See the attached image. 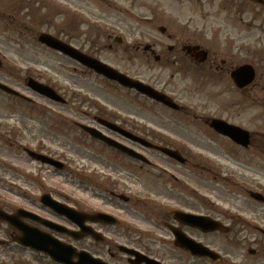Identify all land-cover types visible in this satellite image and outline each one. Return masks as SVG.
Instances as JSON below:
<instances>
[{
	"label": "flooded vegetation",
	"instance_id": "af4514ba",
	"mask_svg": "<svg viewBox=\"0 0 264 264\" xmlns=\"http://www.w3.org/2000/svg\"><path fill=\"white\" fill-rule=\"evenodd\" d=\"M86 1L89 5L85 9L82 6L83 14L80 10L69 12L68 24L53 36L79 53L116 68L122 74L125 70L120 67V62H111L104 55H114L123 63H127L133 72L140 70L141 63L146 61L158 71L149 86L162 94L168 105L150 99L136 90L121 87L117 82L100 76L78 60L69 58L60 51H54V53L72 62V70L76 78L93 76L109 89L115 90L116 95L121 98L125 94H132L148 100L159 109L156 114L160 115L162 125L154 124L158 130L155 131L153 124L145 119L144 123L133 124L128 115L125 117L116 112H104L96 101L88 99L85 95L82 97V94L80 95L77 91L75 100L79 103L76 111L82 115V118L78 117L70 124L80 133L75 139L86 144L91 154L84 164L76 165L67 161L62 152L43 151L38 142L34 143L32 149L22 147L19 142H16L15 147L19 148L16 151L13 141L18 137V131L15 133L14 126L0 124V264H63L51 260L44 253L23 246L20 240L25 238L27 241L42 242L45 248H52L64 261L72 262V264H146L143 259L145 256L156 258L163 263L156 255L157 245L154 247L158 239L151 236L150 240L144 241L132 222L118 216L120 206L133 201V195L128 186L140 180L150 181L152 177H155L151 170L156 166L154 159L156 156H163L169 162H178L159 148L178 151V154L182 155L178 149L181 144L174 138L176 136L174 126L177 128L180 123L178 118H183L186 112L190 111L185 108L181 95H187L190 90L188 78L191 72L199 71L204 83L209 84L208 91L216 92L220 96L224 90L242 94L252 93L257 88L254 83L257 73L253 64L255 76L248 85L241 88L239 82L236 84L233 81V71L241 65L250 64L247 61L239 64L241 60H237L238 58L232 52L233 45H229L221 52L220 48L205 46L199 34L185 35L180 30H171L165 25L155 26L154 32L148 33L149 40L142 43L137 32L128 33V37L116 33V28L122 23L121 12L131 14L128 8L120 6L117 0ZM201 2V0H133V4L149 10L150 15L143 16L140 20V23L149 24L164 21L168 15L169 21L180 20L184 18L183 11L186 8L196 9L197 6H201ZM234 2L226 0L228 5ZM247 2L248 0L238 3L237 10L240 12L248 10ZM84 4H87L85 0ZM226 6L223 5V10H226ZM228 9L231 8L228 7ZM130 18V21L136 20L132 15ZM202 57L203 59H200ZM166 69L170 70L167 80L162 77ZM222 85H225L226 89H222ZM220 86L221 90L218 89ZM30 92L37 97L27 99L13 97L10 101L18 105H26V108L36 111L39 115L44 114V109L49 108L46 104L64 105L33 91ZM90 110L93 113L89 112ZM146 115L142 113V116ZM131 117L138 116L135 114ZM195 118L198 119L199 125L202 124L207 130L208 135L214 136L219 141L232 142L209 125L212 119H223L231 125H237L236 123L220 116L202 113L195 115ZM55 119L56 123L52 122L51 128L62 131L61 126L64 127V124L60 114H56ZM105 121L117 125L137 138H142L148 144L144 145L132 138H125L121 132L112 130L109 124L104 123ZM82 125L96 129L105 137L122 143L125 148L116 149L92 137L81 129ZM249 137V144L245 148L231 144L245 151L251 148L254 141L250 133ZM64 147V145L61 146V150ZM27 149L52 159L54 164L29 157L26 153ZM128 150L139 153L140 156L127 153ZM11 152L13 155L10 156ZM22 153L26 154L23 156ZM49 172L51 175L47 177L46 174ZM57 174L63 178L66 177L64 185L52 183ZM68 176L77 179L68 182ZM5 196H10L8 201ZM13 196L16 197L15 202L10 200ZM45 198L47 202L44 201ZM144 203H148L160 212L159 226L164 227L172 238L169 227L174 229V226L188 235L196 232L200 235L207 234H203L196 228L182 225L174 218L173 211L185 210L184 200L175 201L176 207L173 208L161 207L153 201H144ZM235 226L234 223L229 222V233H234ZM256 230L260 238V247L249 248L247 251V254L254 256L263 251L261 242L264 241L262 229L256 228Z\"/></svg>",
	"mask_w": 264,
	"mask_h": 264
},
{
	"label": "rangeland",
	"instance_id": "374dc122",
	"mask_svg": "<svg viewBox=\"0 0 264 264\" xmlns=\"http://www.w3.org/2000/svg\"><path fill=\"white\" fill-rule=\"evenodd\" d=\"M117 1L120 6L128 8L130 15L136 19L130 21V15L122 11V23L116 28L118 35L128 37V33L137 32L144 43L150 38L148 33L154 32V27L158 25L180 30L185 35L199 34L205 46L220 48L221 52L233 45L232 52L237 60H241L239 64L247 61L255 66L257 73L254 81L257 88L252 93L224 90L221 96L208 91L209 84L204 83L199 71L189 74L190 90L187 95L181 96L185 108L190 111L183 118H178L180 123L177 128L173 124L174 138L181 144L178 149L185 162L173 163L163 156H156V166L151 170L155 177L128 186L133 201L121 205L118 216L132 222L144 241L150 240L151 236L156 237V255L166 264H264V241L261 242V253L256 256L247 254L249 248L260 247L256 228L264 230V201L250 197L251 192H258L264 198V6L247 2L248 10L240 12L237 10L238 3L245 0H233L230 5L226 4V0H201V6L196 9L186 8L184 18L180 20L169 21L168 15L164 21L149 24L140 23L143 16L150 15L146 7L133 4V0ZM85 2L87 4L84 0H0V81L35 98L37 96L31 94L26 86V80L32 77L51 85L66 99L62 106L45 103L49 108L39 115L26 105L11 102V96L0 92V124L14 126L15 133L18 131V137L13 141L14 148L19 142L22 147L32 149L38 142L43 151L62 152L67 161L76 165L84 164L91 154L86 144L75 139L80 133L70 124L78 117L82 118L76 111L79 103L75 100L77 91L82 97L85 95L96 101L104 112L128 115L133 124L144 123L145 119L153 124L155 131L158 130L154 124L162 125L160 115L156 114L159 109L148 100L132 94L121 98L115 90L93 76L76 78L71 61L47 50L36 40L40 33L58 34V30L68 24L69 12L80 10L83 14L82 6L85 9L89 5L88 1ZM223 5H227L226 10H223ZM104 56L111 62L119 61L128 76L148 84H152L158 72L146 61L141 63L140 70L133 72L127 63L114 55ZM169 74L170 70L166 69L162 77L167 80ZM218 89L221 90V86ZM222 89L226 86L222 85ZM89 112L93 113L92 110ZM142 113L147 115L142 116ZM200 113L220 116L246 128L254 137L251 148L243 151L228 141H219L208 135L195 118ZM56 114H60L64 124L62 131L50 126L52 122L56 123ZM135 114L137 118L131 117ZM63 145L65 147L61 150ZM9 154L11 156L13 152ZM50 175V172L46 174L47 177ZM59 175L52 183L64 185L66 177ZM76 179L68 176V182ZM5 197L8 201L10 196ZM10 200L15 202L16 197ZM174 200H184V209L189 212L217 218L224 224L231 221L236 225L234 233H189L204 245L213 247L222 256L221 262L194 259L178 251L173 247V238L158 225L160 212H155L148 203H144L153 201L161 207L173 208L176 207Z\"/></svg>",
	"mask_w": 264,
	"mask_h": 264
},
{
	"label": "water",
	"instance_id": "95a60500",
	"mask_svg": "<svg viewBox=\"0 0 264 264\" xmlns=\"http://www.w3.org/2000/svg\"><path fill=\"white\" fill-rule=\"evenodd\" d=\"M256 2H260L262 3L263 0H254ZM38 40H40L42 43H44L47 46H50L53 49H60L63 52H65L68 56H72L75 57L77 60H79L80 62H82L83 64H85L86 66L90 67L91 69H95L96 72H98L101 75H105L107 76L109 79H115L117 80L120 84H122L123 86H129L130 88L133 89H137L140 92H142L145 95H148L149 97L153 98V99H158V100H163V98L159 95L156 94L151 88H149L148 86L143 85L141 82L135 80L133 81L132 79L126 77L125 75H121L119 73H117L114 69H110L108 66H106L105 64H101L99 61L95 60V59H90L87 58L86 56H83L82 54L77 55L76 51L74 49H72L71 47L69 48L68 46H66L65 44L58 42L56 39H54L53 37H51L49 34H40L38 36ZM248 68V67H247ZM254 75L253 70L249 67V69L247 70L246 67H242L238 72H235V77L241 79L242 77H245L247 79V82L250 81L252 79V76ZM28 86H30L31 89L35 90L38 93H43L46 96H48L49 98H55V95L53 93V90L49 87H47L46 85L42 84V83H37L32 79L28 80ZM0 88L3 89L4 91L11 92L14 93L15 92L8 86H5L3 84H0ZM211 126L215 129H217L220 132H224L226 133L230 138H232L233 140H235L236 142H238L241 145H246L248 143V134L246 131H242L239 130L238 128H234L231 127L227 124H225L224 122L221 121H213ZM233 128L237 131H240V133L233 131ZM94 134V136H99V133H97V131L92 132ZM128 135V134H127ZM130 135H128L129 137ZM100 138L103 140H108L109 142H111V140H109L107 137H103L100 135ZM114 146H120V145H114ZM121 147V146H120ZM259 196H257L258 198ZM178 218L179 220L184 224L190 225L192 227H197L200 230L206 232V231H216V229L222 230V231H227V229L223 228L221 226V224L212 221L210 218L208 217H202V216H197V215H191V214H178ZM175 236H176V240H175V245L182 248L183 250L188 251L191 255L194 256H201V257H210L211 259H213L214 261H218L220 259L219 255H216L212 250H210L208 247L206 248L205 246L199 244L198 242H194L192 239L188 238L187 236H184L183 234L179 233L178 231L174 232ZM24 243L28 244L29 246H31L34 249H38V250H42V251H49L51 253L55 252L49 248H45L42 246V243L40 242H32L29 241L27 242L26 238L23 240ZM50 242V241H49ZM51 243V242H50ZM56 255V254H55ZM53 256V258L57 259L56 256ZM151 264H159L158 262H152Z\"/></svg>",
	"mask_w": 264,
	"mask_h": 264
}]
</instances>
